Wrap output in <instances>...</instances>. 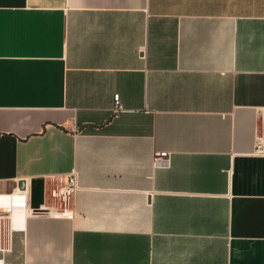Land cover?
I'll list each match as a JSON object with an SVG mask.
<instances>
[{
	"label": "crops",
	"instance_id": "crops-1",
	"mask_svg": "<svg viewBox=\"0 0 264 264\" xmlns=\"http://www.w3.org/2000/svg\"><path fill=\"white\" fill-rule=\"evenodd\" d=\"M263 112L264 0H0V264H264Z\"/></svg>",
	"mask_w": 264,
	"mask_h": 264
},
{
	"label": "built area",
	"instance_id": "built-area-1",
	"mask_svg": "<svg viewBox=\"0 0 264 264\" xmlns=\"http://www.w3.org/2000/svg\"><path fill=\"white\" fill-rule=\"evenodd\" d=\"M113 102H114V106L112 108V111L117 112L121 110L119 106V99L117 94H114ZM254 152L257 154H264V112L261 116V122L259 128H257L255 133ZM165 155H166L165 153L159 154L154 158L155 159L154 161L155 162L160 161L165 157ZM74 190H75L74 176L72 174H68L65 183L59 188L58 191L64 199H67L72 195ZM68 215L71 216V214Z\"/></svg>",
	"mask_w": 264,
	"mask_h": 264
}]
</instances>
